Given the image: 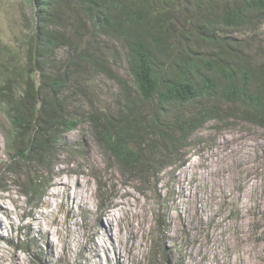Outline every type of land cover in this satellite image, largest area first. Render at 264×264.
<instances>
[{
	"label": "rangeland",
	"instance_id": "374dc122",
	"mask_svg": "<svg viewBox=\"0 0 264 264\" xmlns=\"http://www.w3.org/2000/svg\"><path fill=\"white\" fill-rule=\"evenodd\" d=\"M150 1L171 25L168 43H189L210 58L228 49L233 59L249 65L252 86L258 87L264 74V14L255 12L233 28L221 17L238 0ZM71 7L69 2L63 8L70 33L78 14ZM32 13L29 0H0V65L24 67ZM78 29L84 36L85 29ZM96 40L129 80L122 44L105 36ZM68 51L61 46L53 56L64 58ZM31 77L36 89L39 75L32 71ZM5 78L0 72V85ZM91 86L93 105L75 96L69 108L79 122L62 135L41 199L23 193L25 176L33 172L10 165L14 150L0 103V264H264V127L238 113L207 122L177 144L168 165L156 166L166 153L159 152L154 165L139 173L113 159L87 119L95 110H117V83L96 74ZM201 104L207 105L175 106L167 117L186 116ZM143 109L147 114L149 106ZM29 167L40 174L33 162ZM153 242L159 254L151 256Z\"/></svg>",
	"mask_w": 264,
	"mask_h": 264
},
{
	"label": "trees",
	"instance_id": "16d2710c",
	"mask_svg": "<svg viewBox=\"0 0 264 264\" xmlns=\"http://www.w3.org/2000/svg\"><path fill=\"white\" fill-rule=\"evenodd\" d=\"M29 1L34 21L25 37V69L8 62L0 65L6 77L0 85V103L14 150L10 165L23 164L33 172L25 176V195L41 199L51 180V161L62 135L79 122L69 108L75 96L93 105L91 84L96 74L117 83V110H95L87 119L94 126L97 141L113 159L139 173L154 165L159 152L166 153L157 159L156 166L168 165L166 159H171L169 153L177 144L187 141L207 122L238 113L242 119L264 127V74L259 75L255 88L249 65L233 59L228 49L210 58L199 56L189 43L184 47L168 43L171 25L160 17L161 9L150 8V0ZM69 2L78 12L71 33L66 30L68 11L63 10ZM255 12L264 14V0H238L223 13L221 23L237 28ZM80 27L85 29V40ZM99 36L122 44L129 80L109 59L108 47L96 40ZM65 45L67 55L55 58L54 50ZM32 71L39 75L36 89ZM200 101L207 105L201 104L186 116L174 113L172 121L168 119L171 108ZM144 104L149 106L147 114ZM31 162L40 174L29 167ZM157 225L160 228L164 223ZM151 245L150 255L159 254V246L155 242ZM20 249L25 251V247Z\"/></svg>",
	"mask_w": 264,
	"mask_h": 264
},
{
	"label": "bare ground",
	"instance_id": "6f19581e",
	"mask_svg": "<svg viewBox=\"0 0 264 264\" xmlns=\"http://www.w3.org/2000/svg\"><path fill=\"white\" fill-rule=\"evenodd\" d=\"M59 188H60V187H59ZM59 188H58V190H59ZM107 223H108V227H110L111 222H110V221H107Z\"/></svg>",
	"mask_w": 264,
	"mask_h": 264
}]
</instances>
